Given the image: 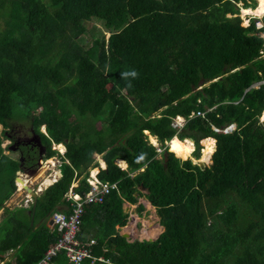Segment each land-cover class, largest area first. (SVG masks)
Instances as JSON below:
<instances>
[{"label": "trees", "instance_id": "trees-1", "mask_svg": "<svg viewBox=\"0 0 264 264\" xmlns=\"http://www.w3.org/2000/svg\"><path fill=\"white\" fill-rule=\"evenodd\" d=\"M232 1L256 8V0H0V210L14 192L16 172L40 157L34 142L15 143L13 124L30 125L44 159L56 153L53 142L66 149L61 177L35 200L32 224V207L23 218L19 209H5L0 264L7 251L13 256L3 264L41 259L58 238L44 221L70 212L64 195L73 181L75 193L88 190L94 154L105 163L97 178L117 187L82 217L81 233L97 243L94 255L109 264H264V125L257 119L263 90L250 88L264 78V39L255 35L254 20L242 27ZM92 18L107 36L83 46ZM241 97V104L219 105L205 120H188L178 133L195 140L196 158L199 139L213 135L216 144L201 141L202 162L213 151L206 146L216 151L210 165L182 161L191 158L171 147L173 156L163 150L157 158L146 141L143 131L161 144L171 138L176 115ZM231 122L237 128L230 135L210 129ZM2 138L17 158L3 153ZM143 192L163 232L154 241L127 242L116 229L127 221L123 205L136 204ZM146 231L142 239L157 234ZM57 262L66 264L62 256Z\"/></svg>", "mask_w": 264, "mask_h": 264}, {"label": "clouds", "instance_id": "clouds-1", "mask_svg": "<svg viewBox=\"0 0 264 264\" xmlns=\"http://www.w3.org/2000/svg\"><path fill=\"white\" fill-rule=\"evenodd\" d=\"M232 3L234 4V5H237V4H235L233 1H232ZM239 3H241V2H239ZM256 3H257V1H256ZM242 4V3H241ZM256 6V5H255ZM242 8H245V7H243V4H242ZM249 9H252V8H250V7H248ZM263 16H264V14L260 17V18H257V17H249V18H247V25L246 26H242V27H244V28H247V27H249V25H250V22H251V20H254V21H258V22H255V29H256V33L257 32H260V33H264V24H263V22H262V18H263ZM233 17H235V16H233ZM229 18H231V17H229ZM238 18V17H237ZM242 19V21L240 20V23H242L243 22V20H244V17L243 18H241ZM259 24H262V26H260V27H258L259 26ZM256 35V34H255ZM256 36H258V35H256ZM258 37H260V36H258ZM260 38H262V39H264L263 37H260ZM260 53H262V52H260ZM262 57L264 58V55H262ZM241 69L243 68V66H241L240 67ZM236 70H238V69H235V70H232V71H230V72H234V71H236ZM262 80H264V78L263 79H261V80H259V81H256V82H254L251 86H250V88L251 89H254V90H259V89H262L263 90V97H264V89H263V87H260V86H258V82H260V81H262ZM212 82H214V81H212ZM208 84H206V86H207ZM201 87H199L198 89H200ZM248 91V89H246V90H244V93L245 92H247ZM242 99H243V97H241L240 99H238V100H236V101H232L230 98H224L222 101H220V102H217V103H215L213 106H205L204 108H203V110H196V111H192L189 115H188V117L186 118V117H184V116H181V115H176V116H174V117H172L171 118V121H170V127L175 131V134L171 137V138H169V139H163L162 140V144H161V142L157 139V137L156 136H154V135H152L149 131H147L148 133H145V131H143V133H144V135H145V137H146V141H147V143L149 144V145H151V146H153L154 148H155V151L157 152V154H158V156H160V154H161V152L163 151V150H165L167 153H169L171 156H173L172 155V153L171 152H169V143L173 140V139H177V140H180V141H182V140H186V139H189L191 142H192V145H193V150L191 151V154H190V156H191V159L192 158H194V160L195 161H191V159H189L190 161H191V163L192 164H198L199 165V163H202V165H210L211 164V157H212V155L216 152H214L213 154H211V156L209 157V161H210V163L209 164H206V163H204V162H201V161H199V159H200V154H201V150H202V145H201V141L203 140V139H206V138H210V139H213L214 141H215V144H216V139H215V137L213 136V135H211V136H207V137H204V138H202V139H199V141H198V145H199V152H198V158H196L195 156H194V153L196 152V148H197V146H196V142H195V140L194 139H192V138H188V137H186V138H183V139H180L179 137H178V133L179 132H181L182 131V129H183V127L185 126V124L187 123V121L188 120H191V119H193V118H196V117H200L201 119H206V116H207V114H209V113H214L215 112V110H216V108L219 106V105H222V104H226V105H229V104H232L233 106H237L238 104H241L242 103ZM200 103V100L198 99L197 100V104H199ZM263 104H264V102H263ZM200 113L202 114V115H200ZM159 112L158 113H154L152 116H151V118H158V117H160L159 115ZM264 114V108H263V110L261 111V113L259 114V116L257 117V119H258V124H260V125H264V121L263 120H261V118H262V115ZM43 127V126H42ZM41 128V127H40ZM44 128V127H43ZM236 128H237V126H236V124L234 123V122H231V123H229V124H226V125H224V126H220V127H218V126H215V125H213V124H210V129H211V131H212V133L213 134H224V135H230V134H232L233 132H235L236 131ZM42 132V131H41ZM43 134H46V132H45V128H44V132H42ZM38 137V135H33V136H31L30 138H29V140L31 139V138H34V137ZM151 137H154L155 138V145L154 144H152L151 142H150V138ZM39 139V138H38ZM34 144H36V143H34ZM51 149L53 150V151H55L56 153L51 157V158H49V159H44L43 157H39L38 159H37V161L35 162V164L33 165V166H31V167H29L27 170H25V171H17L16 172V174H15V178H14V186H15V189H14V192H15V194H17V196H16V198L17 199H19L20 198V200H19V202H21V204H17V206L19 207V208H17V209H22V210H29V208L30 207H32V205L33 204H35V201L33 200V198H32V196H31V194H29L26 190H25V187H27L28 189H30V190H32L36 195H37V197L40 195V193L41 192H43L46 188H48L49 186H51L52 184H54L60 177H61V173H60V169H59V166H60V164H61V160H60V157H63L64 156V154L66 153V149H65V146L63 145V144H58V143H52L51 144ZM62 149H64L63 151H62ZM216 149H217V146H216ZM42 156H43V154H42ZM94 157H97L98 159H95ZM94 161L96 162V164H97V166L96 167H91L89 170H88V176L85 178V182L87 183V181H86V179L87 178H89V177H91V174L93 173V171L94 170H96V173L95 174H93V176L97 179V180H99L98 178H97V173H98V171H99V169H104V168H102V167H100L99 165H100V163H101V161H103L102 160V158H101V156L100 155H97V154H94ZM181 160V159H180ZM118 160H116V162H117ZM123 161V160H122ZM182 161H186L187 162V160H182ZM66 163H68L67 161H65ZM99 164H98V163ZM104 162V161H103ZM123 163L124 164H126L125 163V161H123ZM188 163V162H187ZM48 165H50V166H48ZM44 166H46V169H49V170H45V172H44V174L42 175L43 177L44 176H51V184L50 185H48V186H44V188L41 190V191H39L40 190V184H41V179L42 178H39L40 179V181L39 182H36L35 184H32L31 183V178L30 177H32V176H34V175H37V173H39V170L42 168V167H44ZM53 166V168H50V167H52ZM117 166L118 167H120L121 169H123V170H126L127 169V165H126V168H124V167H122V166H120L119 164H117ZM142 170V169H141ZM58 171V176L57 177H55V175H54V173L53 172H57ZM21 174H23V175H25V179L29 182L28 184H27V186H24L23 188H21L20 189V186H19V184H18V181H16V178H24V176L23 175H21ZM100 181V180H99ZM101 182V181H100ZM77 184H78V182L77 181H73L72 183H71V185H70V187H69V189H68V191H67V193L64 195V198H65V200L69 203V209H70V211H71V206H70V204H71V199H69V198H67V196H68V194H69V192H71V193H73L74 195H78L79 197H81V195H79V194H77V193H75L74 191H73V189L74 188H76L77 187ZM87 185H88V183H87ZM37 186V187H36ZM88 187H89V185H88ZM13 192V193H14ZM12 193V194H13ZM18 193H20V194H18ZM39 194V195H38ZM84 195V194H83ZM15 198V199H16ZM73 202V201H72ZM129 204V203H128ZM130 205V204H129ZM151 206V205H150ZM87 207V206H86ZM86 207H85V209H86ZM152 207V206H151ZM32 209V208H31ZM31 211V210H30ZM29 211V212H30ZM70 213V212H69ZM69 213H63V212H61V211H56V212H54V213H52L51 215H50V217L48 218V219H50V220H52V223H51V233H56L57 235H58V238H57V240L55 241V242H53L48 248H47V250L44 252V254H43V256L41 257V259H39L35 264H38L39 262H42L43 260H45V262H47L46 264H59L58 262H57V258H59L60 256H62V258H63V261L66 263V264H70L68 261H67V259H66V257H65V252L62 250V251H60V252H58L56 255H54V256H51L50 258H45V254L46 253H48V251H50L51 249H52V247H53V245L58 241V239H59V237H60V233L57 231V229H56V226L53 224V216L55 215V214H64V215H69ZM85 213V212H84ZM128 213V212H127ZM129 214L130 213H128V217H127V221H126V224H125V226H123V227H116V229H117V231H118V233L120 234V236H122V234H124V233H126V234H128V235H130L131 237H132V233H128V232H126L124 229H125V227L127 226V224H128V222H129ZM84 215V214H83ZM83 217V216H82ZM139 217V216H138ZM137 218V217H136ZM139 219V218H138ZM49 220V221H50ZM139 221V220H138ZM33 222V221H32ZM136 225L137 224H135V226H134V228H136ZM81 226H82V223H81ZM81 226H80V232H79V234L76 236V238H77V240L78 241H80V242H85V241H87V240H90V239H93V240H95L91 235L90 236H84L82 233H81ZM122 230H124L125 232H122ZM126 240V239H125ZM127 241V240H126ZM133 241H140V240H135V239H133L132 238V241L131 242H133ZM154 241V240H153ZM128 242V241H127ZM97 243H96V240H95V245H96ZM84 263V262H83ZM98 263H103V264H109V262H97L96 264H98ZM60 264H62V262L60 263ZM88 264H89V262H88Z\"/></svg>", "mask_w": 264, "mask_h": 264}, {"label": "rangeland", "instance_id": "rangeland-1", "mask_svg": "<svg viewBox=\"0 0 264 264\" xmlns=\"http://www.w3.org/2000/svg\"><path fill=\"white\" fill-rule=\"evenodd\" d=\"M250 3V2H249ZM255 4L258 6V1H257V3L255 2ZM236 6V10H238V14L240 15V17H238L241 21H242V19L241 18H243V10H244V8H242V4L241 3H238L237 5H235ZM256 6V7H257ZM232 17V16H231ZM249 17H254V16H251V15H249V16H246V18H249ZM244 18H245V16H244ZM255 22H258L257 20L255 21ZM247 23V19H244L243 20V25L245 26V25H247L246 24ZM86 27H87V30H88V33L87 34H85V35H83L82 36V45L83 46H90L91 45V42H92V40H94L97 36H100V35H106L107 36V34H105L106 33V31L104 30V27H103V24H102V22H100L99 20H97V19H94V18H92V19H90L89 21H87L86 22ZM0 28H3V22H2V20H0ZM256 35H258V36H260V37H263L264 38V33H260V32H257V33H255ZM60 109H62V107H63V104L62 103H60L59 104V106H58ZM12 132H11V134H12V137L13 138H16L17 139V141L15 142L16 144H18V146H20L19 144H21V143H24V142H28V140H29V138L31 137L30 135H29V133H28V131H29V128H30V125L28 124V123H23V125H19V124H13L12 125ZM2 131V126L0 125V132ZM44 132V128L43 127H41L40 128V132ZM176 141L177 140H173L172 142H171V148H175L176 149V145H175V143H176ZM183 141V140H182ZM151 142V141H150ZM10 143V141L9 140H7V139H5V138H2V143H1V148H3V149H5L6 148V146L8 145ZM22 145H24V144H22ZM64 149H62V151H63ZM177 151H179L180 153H184L182 150L180 151V150H178V149H176ZM15 151H17V150H15ZM3 153L5 154V155H8V156H11L12 158H17V156H18V154L17 153H10L9 151H7L6 149L3 151ZM186 154V153H185ZM33 156H35V155H33ZM188 156V155H187ZM158 157H160V156H157V158ZM190 157V156H189ZM200 157H201V154H200ZM95 159H98L97 157H94ZM35 159V157L33 158V160ZM191 161H195L194 160V158H192L191 159ZM190 160H187V162L189 163V162H191ZM200 161V160H199ZM103 162V161H102ZM98 163V162H97ZM104 163V162H103ZM102 163V165H104ZM204 163H206V164H209L210 163V161L208 160L207 162H204ZM99 164V163H98ZM116 164H117V162H116ZM124 165V164H123ZM48 166H50V165H48ZM100 167H102L101 166V163H100V165H99ZM50 168H53V166L52 167H50ZM103 168V167H102ZM42 169H45V170H49V169H46V166H44V167H42L40 170H42ZM39 170V171H40ZM142 171V170H141ZM54 173V175H55V177H57V173L58 172H53ZM21 175H23V174H21ZM39 175H40V173L38 174L37 173V175H34V176H32V177H30L31 178V182H33L32 184H35L36 182H39L40 181V179H38V177H39ZM24 176V178H25V175H23ZM47 177H51V176H44V177H42V179H41V184H42V181H43V179H45V178H47ZM20 182H18V184H19ZM40 184V185H41ZM37 187V186H36ZM18 194H20V193H18ZM14 195V196H13ZM39 195V194H38ZM147 195H148V193L147 192H143L142 193V197L141 198H139L138 199V201H137V203L136 204H134V205H129L128 203H124V205H123V208H124V211L125 212H128V213H130L129 214V218L131 217V216H133V218H132V225L133 226H135V224H137L136 225V228H134L135 230V232L134 233H132V238L133 239H135V240H141L142 239V237L139 235V232L142 230V229H145V230H147L146 231V234H149L150 235V233H152L154 230H156L157 231V234H160L161 232H162V229H160V227L158 226V217H157V215H156V212H155V210H154V208L153 207H151L150 206V204L148 203V201H147ZM14 197V198H12L13 199V201H12V199L10 200V198L11 197ZM11 197L9 198V200H7L4 204H3V209H1L0 210V222L2 221V219L7 215V213H4V211H5V209H8V210H11V211H14V210H18L17 208H19L18 206H17V204L19 203V204H21V202H19V200H20V198L19 199H17L16 198V194H15V192L11 195ZM16 198V199H15ZM138 205H141L142 206V210L140 211V214H139V212H138V210L136 209V206H138ZM19 214H20V217L21 218H23V216L25 215V212L23 211V210H19ZM138 215H140L139 217H138ZM137 217V218H136ZM139 218V219H138ZM139 220V221H138ZM36 226H38V223L36 224ZM122 232H125L124 230H122ZM156 234V235H157ZM85 235H87V234H85ZM151 238H153L154 236H150ZM13 256V253L11 252L9 255H8V258L7 259H5V261L4 262H7L8 261V259L10 260V258Z\"/></svg>", "mask_w": 264, "mask_h": 264}, {"label": "built area", "instance_id": "built-area-1", "mask_svg": "<svg viewBox=\"0 0 264 264\" xmlns=\"http://www.w3.org/2000/svg\"><path fill=\"white\" fill-rule=\"evenodd\" d=\"M262 26L259 24L258 27ZM258 86L264 89V80L258 82ZM264 102V97H263ZM200 115H202L200 113ZM262 120V118H261ZM89 187L83 196L79 197L69 192L67 198L71 199V211L69 215L55 214L53 216V224L60 233L58 241L53 245L52 249L46 253L45 258H50L60 251L65 252V257L70 264H81L89 262L96 264L97 262H108L102 256H96L93 253L95 240L90 239L85 242L77 240L76 236L80 232L82 216L85 212V207L93 204H101L104 198L110 192L116 189V183H103L97 180L93 174L86 179ZM45 260L38 264H46Z\"/></svg>", "mask_w": 264, "mask_h": 264}, {"label": "bare ground", "instance_id": "bare-ground-1", "mask_svg": "<svg viewBox=\"0 0 264 264\" xmlns=\"http://www.w3.org/2000/svg\"><path fill=\"white\" fill-rule=\"evenodd\" d=\"M256 1L259 2L258 6L256 8H253V9L244 8V10H243V15L245 16L244 19H247L246 16H249V15L256 16V17L260 18L264 14V0H256ZM150 141H151L152 144H154V145L156 144L154 137H151ZM175 145H176V149H178L180 151L182 150L184 152V154L186 153V155H190L191 151L193 150V145H192V142L190 140H185L184 142H176ZM173 149H175V148H173ZM44 172H45V169H42V170L39 171L40 175H39L38 179L43 177L42 175L44 174ZM95 173L96 172L94 170V174ZM57 176H58V173H57ZM51 181H52L51 177H47V178L43 179L42 184L40 185V190L39 191H41L44 188V186L50 185ZM18 182H20L19 183L20 189L23 188L24 186H27V184L29 183L25 178H20V180ZM31 183H33V182H31Z\"/></svg>", "mask_w": 264, "mask_h": 264}, {"label": "water", "instance_id": "water-1", "mask_svg": "<svg viewBox=\"0 0 264 264\" xmlns=\"http://www.w3.org/2000/svg\"><path fill=\"white\" fill-rule=\"evenodd\" d=\"M28 142H34L36 143V146L39 147V156L41 157L43 152H44V148L40 145V141L38 139V137H34V138H31L30 140H28ZM199 165L202 167V163H199ZM20 179L19 178H16V181H19ZM25 190L31 194L33 200L35 201L36 198H37V195L30 189H28L27 187H25ZM35 210V204L32 205V209L30 211V224H32V221H33V217H34V211ZM52 223V220H50V224ZM122 237L125 238L128 242H131L132 241V237L126 233L122 234ZM141 242H148V241H153L152 239H141L140 240Z\"/></svg>", "mask_w": 264, "mask_h": 264}, {"label": "crops", "instance_id": "crops-1", "mask_svg": "<svg viewBox=\"0 0 264 264\" xmlns=\"http://www.w3.org/2000/svg\"><path fill=\"white\" fill-rule=\"evenodd\" d=\"M258 4H259V2H258ZM256 6H257V5H256ZM254 17H256V16H254ZM257 18H259V17H257ZM262 116H263V118H264V114H263ZM145 133H147V131H145ZM173 140H176V139H173ZM173 140H172V141H173ZM186 140H189V139H186ZM172 141H171V142H172ZM184 141H185V140H183V141H179V140H177L176 142H184ZM171 142L169 143V147H171V145H170ZM206 147H210V148H212V149H213L212 154L214 153V148H213V147H211V146H206ZM206 147H205V148H206ZM172 149H173V148H172ZM174 150H176V149H174ZM202 150H203V149H202ZM188 156H190V155H188ZM201 157H202V151H201ZM190 158H191V156H190ZM200 161H201V159H200ZM201 162H202V161H201ZM102 163H103V162L101 161V166H102L103 168H105V164L103 163L104 165H102ZM95 172H96V170H95ZM93 174H94V171H93ZM13 196H14V195H13ZM13 196H12V197L10 196V197H11L10 200H11L12 198H14ZM16 196H17V194H16ZM8 200H9V199H8ZM6 201H7V200H6ZM6 201H5V202H6ZM12 201H13V199H12ZM5 202H4V203H5ZM153 208H154V207H153ZM154 210H155V209H154ZM49 220H50V219L47 218V219L44 221V223H45V225L49 228L50 233H51V230H52V229H51V224H50V221H49ZM39 224H40V223H39ZM39 224H38V225H39ZM158 226L160 227V229H162V232H163V228H162L159 224H158ZM132 229H134V226H133V225H131V228H130V227L126 228L125 231L128 232V233H133ZM162 232H161V233H162ZM161 233H160V234H161ZM160 234H157L154 238H150V239H152V240H156ZM11 252L13 253V251H7V252H6V257L4 258V260L8 258V255H9ZM8 261H9V259H8ZM3 263H4V262H1V264H3Z\"/></svg>", "mask_w": 264, "mask_h": 264}]
</instances>
